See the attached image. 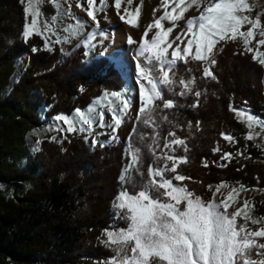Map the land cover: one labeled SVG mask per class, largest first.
Listing matches in <instances>:
<instances>
[{"label": "trees", "instance_id": "1", "mask_svg": "<svg viewBox=\"0 0 264 264\" xmlns=\"http://www.w3.org/2000/svg\"><path fill=\"white\" fill-rule=\"evenodd\" d=\"M24 24L20 0H0V264H105L113 251L100 236L126 227L113 207L117 194L122 186L138 191L148 166H162L148 150L156 133L158 155L187 157L177 171L190 179L174 183L186 185L203 200L212 199L208 186L221 182L264 189V153L246 139V126L229 109L230 104L247 107L264 120V65L253 60L241 41L216 47V63L210 67L215 80L203 75V62H177L174 78H194L192 92L178 95L183 90L178 83L172 92L164 89L177 107L156 113L157 128L146 127L136 115L124 140L90 148L77 133H66L59 143L41 140L32 151L27 136L41 126L42 116L84 110L105 92L121 90L125 80L114 62L88 56L81 43L61 52L58 45L44 49L35 34L23 41ZM23 55L26 66L13 80ZM164 115L167 121L159 119ZM169 132L185 141L186 152L183 146L172 145L174 151L163 147L171 139ZM221 133L231 134L235 142ZM129 145L141 149L139 169L145 176L130 171L132 181L125 184L120 176L130 163ZM217 147L220 151L214 152ZM225 152L233 154L231 159H221ZM252 203L254 217H264V197Z\"/></svg>", "mask_w": 264, "mask_h": 264}, {"label": "snow or ice", "instance_id": "2", "mask_svg": "<svg viewBox=\"0 0 264 264\" xmlns=\"http://www.w3.org/2000/svg\"><path fill=\"white\" fill-rule=\"evenodd\" d=\"M20 2L24 5L25 24L22 36L25 40L33 34L41 36L44 40L43 47L48 50L51 43L62 42L59 37L55 41L51 40V36L57 35L55 27L57 15L48 16L41 7L43 3L50 2L59 12L62 7L60 0ZM122 2L123 0H114L116 14L121 21L138 27L143 0L136 6L135 13L125 7L121 14ZM86 4L85 7L81 0H77L76 7L86 11L95 26L84 40L85 46L94 47L92 42L96 36L104 35L98 31L100 22L97 13L102 11L106 4L105 0H100L99 7L97 0H86ZM127 4L132 5L133 0H127ZM160 7L163 8V14L155 18V13L159 9H153L154 19L145 28L139 42L130 35L127 39L128 44H138L135 59L139 110L136 119L153 129L159 126L157 112L177 107L174 99L165 96V88L172 92L173 86L178 83L183 88L178 95L184 96L192 92L194 78L190 80L180 78L178 81L174 78V69L178 61L188 63V59L191 58L203 62L205 65L203 75L215 80L216 77L210 71V67L216 63L214 59L216 45L220 41L240 39L246 52L255 51L253 60L264 65V51L249 47L256 35L261 37L257 42L258 47L264 46V24L261 23L259 16L253 19L245 14L250 11L247 0H161ZM192 9H195L198 15L186 18L185 13ZM66 14L71 15V5L68 6ZM133 15L135 19H128ZM73 19L75 25L69 24L65 31L75 36L88 22L78 17ZM164 21L169 22L171 26L165 27ZM179 21H185V24L180 25ZM245 25L249 27L247 31H242ZM177 28L180 31L169 40ZM153 29H156L155 34L149 40L147 37ZM64 40L67 41V37ZM169 49H172L171 53ZM32 51L36 52L38 49L33 47ZM80 90L83 91V88ZM194 95L198 98L201 93L196 91ZM97 106L106 108L107 114H110V121H106L105 111L97 112ZM131 106V101L125 98L124 93L105 92L88 107L87 111L77 108L71 115H56L54 117L57 122L56 130L67 133L86 132L87 137H92L93 146L103 147L106 143L119 139L116 132ZM191 106H198V100ZM229 109L241 119L246 118L247 128L250 130L246 135L247 140H253L264 133V120L247 113L244 109H235L231 104ZM159 119L167 121L168 117L164 115ZM59 122H62V125ZM94 125L100 129H110L109 140L102 141L98 138L105 135L104 132H95L94 135ZM254 126H258L260 131H255ZM168 136L171 139L165 140L163 145L165 149L174 151L172 145H177L183 146L184 151H187L185 141L177 137L175 132H169ZM221 136L229 142H235L231 134L221 133ZM52 140H56V137L53 136ZM158 141L159 133H156L148 150L157 165L162 161V166L153 167L150 164L138 191L130 192L128 188L122 186L115 198L113 207L117 210L116 215L125 222L126 227L105 230L106 238L103 243L113 251V255L105 264H264V242H261L264 238V217L252 216L254 204L249 199H244L242 206L233 212L228 211L238 203L240 194L248 189L244 185L233 187L221 182L215 186L212 199L203 200L186 185L174 183L190 179L177 171L181 163L187 162V157H177L169 152L158 155L156 152V148L160 147ZM213 151L220 149L217 147ZM129 152L130 163L120 176V180L125 184L132 181L130 171L145 176L139 169L141 149L129 145ZM232 155L225 152L221 159H231ZM204 166L207 167V163ZM168 173L172 175H166ZM2 187L3 185H0V188ZM208 188L212 191L213 186L209 185ZM222 189H228V192L218 199L217 194L221 193ZM238 217L242 219V223H238ZM250 224L259 227L252 228Z\"/></svg>", "mask_w": 264, "mask_h": 264}, {"label": "rangeland", "instance_id": "3", "mask_svg": "<svg viewBox=\"0 0 264 264\" xmlns=\"http://www.w3.org/2000/svg\"><path fill=\"white\" fill-rule=\"evenodd\" d=\"M81 2L87 6L86 0H81ZM160 2L161 0H143V4L141 6V13L138 18V27H133L124 21H121L119 16L116 14V10L113 6L114 0H105L106 6L102 11L97 13V19L100 22V29L98 30L99 32H103L104 35L100 36L97 35L96 39L92 42L94 47H87L84 45V40L87 37V34L94 29V24L88 18L86 11L82 10L81 8L76 7L77 0H60V3L62 5L61 10L57 12V10L53 7V5L50 2H45L42 4V11L46 13L48 16L51 15H57L58 21L55 25L57 35L56 36H51V40L55 41L57 37L61 39V43H51L50 48H52L54 45H58L61 52H66L69 50L71 47L81 43L86 51V54L91 57H97V56H106L108 57L112 62L116 64L118 69L121 72V75L123 79L125 80V86L119 90V92H122L125 94V98L129 99L131 101V108L129 109L127 115L123 117V123L120 126V128L117 130L116 135L119 137V139L124 140L126 135L128 134L133 120L135 116L138 113L139 110V85L136 83V59H135V54L137 52L138 44H128L127 39L129 35L135 39L136 41H140L142 34L145 30V28L148 26L150 22L153 21V9H159L155 13V18H158L160 15L163 14V8L160 7ZM141 4V0H133L132 5L127 4V0H123L122 6H121V14H123L124 8L127 7L129 10L133 13H135V8L137 5ZM71 5V15L66 14V10L68 9V6ZM250 5V11H247L245 14L249 15L251 18L255 19L257 16H259L261 23L264 24V0H251ZM100 6V0H97V7ZM24 8V5H23ZM170 10V9H169ZM193 15H198V12L195 9L189 10L187 13H185L186 18L191 17ZM73 17H78L84 21H87L88 23L86 24L84 29H81L77 35L72 36L69 32L65 31V28L69 24L75 25V20ZM136 17L129 16L128 19H135ZM30 20V18H29ZM165 27H170L171 24L167 21L163 22ZM180 25H184L185 21H179L178 22ZM249 25H245L241 30L242 31H247ZM156 29H153L151 32H149V35L147 39H151V37L155 34ZM180 31L179 28H177L169 37V40L173 39L176 35V33ZM119 35L121 37L120 40V46L118 47H113L114 41H116V36ZM41 37V36H40ZM67 37V41L64 40V38ZM261 39L259 35H256L255 38L252 40L251 44L249 47H252L254 50L258 48L260 51V46L258 47V40ZM22 40L25 41L24 37L22 36ZM241 41L240 39H237ZM44 41V40H43ZM225 41H220L217 45H221ZM242 42V41H241ZM175 47V45L173 46ZM172 49H169V53H171ZM251 57L253 58V55H255V51L249 52ZM27 62V56L23 55L21 56L16 64V69L13 74L12 79L14 80L15 77L22 72L24 67L26 66ZM205 66V65H204ZM103 94L94 99L90 105H93L96 100L101 98ZM106 103V102H105ZM88 106V107H89ZM88 107H86L82 111H87ZM240 109H244L247 113L252 114L253 116L261 119L260 117L254 115L251 113L249 108L247 107H242ZM105 111L106 112V121H110V114H107L106 108H103L102 106H97V112L99 111ZM234 116L244 123V125L247 128V122L246 118L241 119L236 115L234 111H232ZM74 113V112H73ZM72 113V114H73ZM67 115V114H66ZM71 115V114H70ZM56 116V115H55ZM51 118H45L44 116L41 117L42 124L40 127L33 129L31 132L28 134V145L29 148L33 151L34 146L37 144V141L41 140H52V137L55 136L56 143H59L60 140L63 138V136L67 132H62V131H57L56 130V124L57 122L54 120V117ZM62 125V122H59ZM63 127L66 128V125ZM255 131L259 132L260 128L258 126H254ZM250 130L247 128V133ZM95 132H104L106 133L105 135H102L98 137L100 140L105 141L109 140L111 130L110 129H100L94 125V135ZM79 137H81L86 144L92 148V137H87V133H79L76 132ZM247 135V134H246ZM87 137V138H86ZM255 145H260L261 151L264 153V133H261L260 137H256L255 139L252 140ZM113 142V141H112ZM112 142L106 143L105 145H109ZM129 156L127 151L124 152V164L126 165L128 163ZM227 160V159H225ZM228 184V183H227ZM230 186L237 187L233 184H229ZM213 189L211 194H213V191H215V186L212 185ZM247 191H244L240 194V197H238V203L234 204L232 207L228 209L229 212H233L237 207L242 206L243 200L244 199H249L252 202V199L255 197H264V189L262 188H247ZM228 192V189H222L221 193L217 194V198H222V196H225ZM252 216L254 217L253 211H252ZM259 227V225H254L253 228ZM105 231L102 233L100 236L99 240L103 242L105 240L104 236Z\"/></svg>", "mask_w": 264, "mask_h": 264}, {"label": "bare ground", "instance_id": "4", "mask_svg": "<svg viewBox=\"0 0 264 264\" xmlns=\"http://www.w3.org/2000/svg\"><path fill=\"white\" fill-rule=\"evenodd\" d=\"M116 41H114V44H113V47H118V46H120V38L121 37H119V35H117L116 37Z\"/></svg>", "mask_w": 264, "mask_h": 264}]
</instances>
